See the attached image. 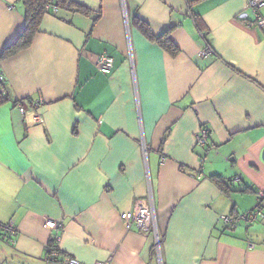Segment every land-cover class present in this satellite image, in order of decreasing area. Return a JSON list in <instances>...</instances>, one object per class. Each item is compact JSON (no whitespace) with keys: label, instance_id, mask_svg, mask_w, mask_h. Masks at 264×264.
I'll list each match as a JSON object with an SVG mask.
<instances>
[{"label":"crops","instance_id":"1","mask_svg":"<svg viewBox=\"0 0 264 264\" xmlns=\"http://www.w3.org/2000/svg\"><path fill=\"white\" fill-rule=\"evenodd\" d=\"M71 1L89 15L45 14L31 46L4 57L26 17L23 0H0V223L17 227L15 246L0 238V264H46L50 242L85 264H264V219L221 220L264 191V26L247 25V0ZM136 19L155 35L174 27L181 54ZM150 194L161 259L153 231L126 224Z\"/></svg>","mask_w":264,"mask_h":264},{"label":"built area","instance_id":"2","mask_svg":"<svg viewBox=\"0 0 264 264\" xmlns=\"http://www.w3.org/2000/svg\"><path fill=\"white\" fill-rule=\"evenodd\" d=\"M57 0H49L46 5L47 14L57 15L58 7L56 6ZM264 8V0H247V10L256 16V19L253 22H247L249 27H262L264 26V21L257 17L258 10ZM239 19L247 20L248 12H242L239 15ZM214 51L207 47L200 52L201 56H206L208 54H212ZM97 67L99 71L103 74H110L113 71L114 67V58L103 54L97 61ZM6 79L3 74H0V99L6 98L5 91ZM45 104V99L43 97H39L34 103V110L38 109L40 106ZM22 113H26L24 107L20 108ZM37 120L39 117L36 116ZM211 128L208 125L202 126L198 133L195 135V143L197 146H204L207 144L209 139L211 138ZM264 219V191L258 193V200L256 207L248 211L244 214L238 215H227L222 216L221 220L225 221L228 227L235 228L239 223H244L248 226L253 225L259 220ZM126 224L128 226L133 225L140 231L151 232L153 231L155 235V251L158 254V257L161 259V239L160 233L157 225L156 214L154 210V203L152 195H149V199L140 200L135 203L132 217L130 221H127ZM47 227L51 229H63V225L61 223H57L53 219H49L47 221ZM17 234V227L14 223H0V238L7 243L15 246V236ZM44 261L46 264H85L78 260L77 258L66 255L59 249L58 244L54 242H50L45 247L44 253ZM111 261L105 260L96 262L94 264H110Z\"/></svg>","mask_w":264,"mask_h":264},{"label":"trees","instance_id":"3","mask_svg":"<svg viewBox=\"0 0 264 264\" xmlns=\"http://www.w3.org/2000/svg\"><path fill=\"white\" fill-rule=\"evenodd\" d=\"M203 0H190L188 4L200 3ZM49 0H23V5L25 8V17H26V25L23 33L19 36L18 40L11 46L5 48L2 53V56H7L11 54H15L21 50L27 49L31 46L34 37L39 32L41 22L46 11V5ZM56 6L58 7V11L61 8H67L71 11H76L83 15H89L88 9L81 5H76L71 0H57ZM136 25L140 29V31L152 42L157 43L163 50H165L171 57L176 58L181 54V50L179 47L172 41L171 33L174 27H170L164 32L155 35L150 26L141 19H136ZM3 102V99H0V103ZM213 179L220 187L221 191L225 194H229L231 189L225 181H223L220 177L214 176Z\"/></svg>","mask_w":264,"mask_h":264},{"label":"water","instance_id":"4","mask_svg":"<svg viewBox=\"0 0 264 264\" xmlns=\"http://www.w3.org/2000/svg\"><path fill=\"white\" fill-rule=\"evenodd\" d=\"M263 156H264V152H263Z\"/></svg>","mask_w":264,"mask_h":264}]
</instances>
